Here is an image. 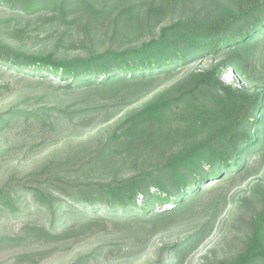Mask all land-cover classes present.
I'll return each instance as SVG.
<instances>
[{
    "label": "trees",
    "instance_id": "obj_1",
    "mask_svg": "<svg viewBox=\"0 0 264 264\" xmlns=\"http://www.w3.org/2000/svg\"><path fill=\"white\" fill-rule=\"evenodd\" d=\"M0 7L61 29L46 44L37 34L6 26L0 30V66L58 78L64 89L142 90L198 58L215 57L127 110L73 160H46L5 178L0 249L84 238L108 221L169 217L189 205L204 182L233 177L245 158L264 149V85L220 80L224 68L241 65L264 37V0H0ZM50 103L11 107L0 114V131L14 117L83 112ZM242 202L245 234L238 250H213V258L204 255L205 264H264V184L256 183ZM31 209L44 222L29 218ZM2 217L20 220V228L10 231ZM189 244H164L147 264H183Z\"/></svg>",
    "mask_w": 264,
    "mask_h": 264
},
{
    "label": "rangeland",
    "instance_id": "obj_2",
    "mask_svg": "<svg viewBox=\"0 0 264 264\" xmlns=\"http://www.w3.org/2000/svg\"><path fill=\"white\" fill-rule=\"evenodd\" d=\"M42 20L0 7V30L6 26L22 28L50 44L61 29H53ZM213 61L215 57L211 55L198 58L169 76L160 77L146 89L124 88L116 93L96 88L64 89L58 78L24 76L0 66V114L11 107L38 109L50 105V101H62L83 111L73 118L57 111L42 118H12L0 131V149H4L0 154V183L9 175L29 172L46 160H73L78 149L93 145L127 110L143 105L186 72L200 70ZM220 80L236 87L264 85V37L249 49L241 65L224 68ZM245 160L241 172L204 182V190L189 205L170 212L169 217L108 221L101 230L84 238L65 242L36 240L6 247L0 249V264H147L164 244L186 243L190 244L183 264H205L204 255L213 258V250L218 255L234 254L245 234L242 197L251 194L256 183L264 184V149ZM69 165L66 163V168ZM170 206L167 204V210ZM156 210L161 209L156 206ZM30 211L29 218L44 222ZM2 220L14 232L22 223L10 217Z\"/></svg>",
    "mask_w": 264,
    "mask_h": 264
}]
</instances>
